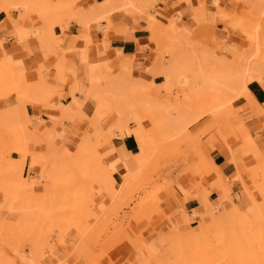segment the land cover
<instances>
[{
  "label": "rangeland",
  "instance_id": "374dc122",
  "mask_svg": "<svg viewBox=\"0 0 264 264\" xmlns=\"http://www.w3.org/2000/svg\"><path fill=\"white\" fill-rule=\"evenodd\" d=\"M143 1L135 6L137 14L130 15L146 20L156 47L154 64L159 63L162 71L169 68L174 72L175 79L161 77L159 81L164 84L154 86L133 78L129 63L122 64L126 65L123 66L126 67V74L120 65V69L107 64L94 68L100 71L99 74L103 72V75L98 74V80L95 78L96 81L87 84V87L83 83L80 88L82 91L79 89L82 82L77 84L78 89L75 88L83 97L92 91L93 95L89 92L87 101L94 108H80L73 115L69 113L72 116L64 115L57 120L74 122L79 118L86 123L84 131L75 137L77 142L82 133L73 149L66 144L68 149L55 144L60 149L46 147L45 151H34L31 148L42 143L35 141L36 138L25 127L32 124L31 118L25 120L19 116L21 120H17L20 115L17 105L0 110L3 116L0 123L1 264H49L47 259H53V264H264V172L261 177L257 175L260 163H264V156L259 151L264 153L259 141L264 129V117L250 115L249 110L260 113L259 108L251 105L248 97L237 86L240 74L250 62L249 52L262 50L260 61L264 65V0H255V7L261 9L253 8L254 4L249 2L253 0L246 1L250 6L243 0H232L239 4L228 12L220 10L218 15L226 36L209 39L196 37L194 30L179 24L180 17H177L179 19L174 28L170 26L174 16L170 21L169 18L165 19L167 23L170 22L168 26L156 20L163 16L158 4L164 0ZM178 4L174 3L173 7ZM214 5L219 7V0H215ZM49 7L58 12H51V17L70 19L67 15L71 11L70 6L69 9H62L61 6L59 9L49 4ZM124 9L129 10L122 7L115 10ZM32 10L27 9L28 12ZM192 11L193 19L199 24L210 23L213 19L206 12L205 4L196 6L192 3ZM108 13L96 17L92 22L102 20ZM230 32H236L241 37L228 38ZM194 68L203 69L195 73L200 78L204 74L207 80L212 79L215 87L197 85L192 74ZM104 71H110L109 75L112 73V76L107 78L109 75ZM145 71L150 72L148 69ZM13 74L18 72L6 68L4 60L0 59V97L14 90L18 97L17 107L19 101L26 106L38 102L35 95L49 91L45 81H42V75L34 83H29L22 75L18 76L17 81L10 86L8 76ZM262 74L264 78V67ZM114 77L122 80L123 85L119 86L129 85L130 90L126 89L125 93L120 91L117 97L110 98L104 93L110 87L107 85L112 86ZM193 79L197 84L192 82ZM191 83L194 85L191 86ZM83 87L90 89L86 91ZM127 90L131 92V97L126 94ZM55 96V93L49 94L50 98ZM240 100H246V103L238 107ZM74 101L83 103L77 99ZM131 104H134L132 107L136 119H129L127 126L147 132L153 142V149L144 170L130 174L134 178L132 187L124 195H119L124 176L120 185L115 184L113 192L103 191L98 187L91 166L97 158L100 161L111 159L112 141L117 137V132L125 129L126 125L123 126L121 121L124 116L131 114ZM15 113L19 114L15 116ZM243 122L250 136L258 141L256 143L250 138L254 147L245 141ZM44 135L42 131L37 134L40 138ZM217 144L224 146L227 154L229 148L232 150L233 154L228 155L230 161L236 164L237 173L230 180L219 177L217 167L212 166L209 149ZM47 151L54 157L52 162L38 157ZM243 157L250 158L247 169L241 161ZM29 158V171L25 173ZM111 161L107 167L112 174ZM50 163L57 170L55 176L50 174L53 176L42 178L43 171L48 169ZM53 171L54 167L51 173ZM20 173L22 182L14 179V174ZM239 173L244 175L243 180L236 177ZM101 174L106 177L105 172ZM213 174L216 178L212 179ZM182 178L187 179L191 186L189 189H184L180 181ZM204 180L209 188L222 189L225 194L224 205L233 203L241 214L232 212L226 220L213 224L211 221L217 217V213L219 217L222 215L224 207L221 206L223 204H208L209 210L203 214L195 216L193 213V216L188 217L184 213L189 223L184 225L181 221L180 230L173 223L172 216L162 208L161 193L177 186L186 194V198L199 197L202 204V198L208 197L209 193L202 186ZM238 182L242 186L241 197L233 195L231 189ZM243 197L245 209L235 204V199L240 201ZM21 198H25L22 201H28L25 202L26 207L21 208L25 204L18 201L22 202V206L19 203V210L13 208L17 199ZM8 201L12 203L10 210L9 207L3 208L6 204L8 206ZM196 217L200 221H196ZM203 230H206L205 233ZM62 250L60 256H64V259L56 257Z\"/></svg>",
  "mask_w": 264,
  "mask_h": 264
},
{
  "label": "crops",
  "instance_id": "0c3cea01",
  "mask_svg": "<svg viewBox=\"0 0 264 264\" xmlns=\"http://www.w3.org/2000/svg\"><path fill=\"white\" fill-rule=\"evenodd\" d=\"M26 1L0 0V59L4 60L6 68L8 66L11 71L18 72L29 83L37 82L41 75L43 76L42 81H45V86L49 91L43 95L36 94L35 97L39 101L28 104L26 114L28 118H31L33 127L38 132L45 133L53 130L56 145L66 144L73 149L76 143L75 137L78 133L84 131L86 123L79 118L71 122L67 119L56 121L53 117L61 114L72 116L80 110L77 105H73L75 104L74 100L84 102L85 99L80 92L75 91V88L78 87L79 82L81 83L88 77L90 71L96 70L94 68L100 64H107L111 68L120 69V66H126L122 65L123 63H129V66H132L131 74L133 78L154 86L164 84L163 81H159L162 76L153 77L150 72L145 71L154 68L156 47L152 42V33L147 28L144 18L137 20L129 13L119 10L114 11V8H112L113 11L100 21L90 23L85 21L88 25L80 17L81 12L89 11L94 7L93 5H100L105 0H68L71 3L67 1L70 4L68 5L71 7V11L67 14L70 19L66 20L65 18L50 16L51 12H55L52 11V7H49V4L54 5L52 0ZM61 1L59 0V3L66 4V0ZM110 1L115 2V0ZM214 1L164 0V2L158 4L160 14L163 16L156 18V20L160 23L163 22L164 26H168L170 22L167 23L165 19L169 18L170 21L173 16L180 17L179 24L182 26L187 25L194 30L195 36L198 38L209 39L213 36H226L222 32L223 24L218 15L221 11H230L239 3L232 0H219V7H217L214 5ZM176 2L179 4L173 7ZM192 3L196 6L206 5V12L213 16L210 23L199 24L193 19ZM28 8H33V10L28 12ZM227 37L238 39L241 35L230 32ZM248 90L252 94L251 98L248 97L251 105L259 108L258 112H263L262 115H259L260 113L249 110L250 115L252 117H264V78L262 81L249 83ZM51 92L55 93L56 96L50 98L49 94ZM16 95V93H12L6 97H0V110L6 109L8 106H18ZM245 103L246 100H240L238 107L243 106ZM66 107L68 110L73 109L66 111ZM88 107L94 108L89 101ZM63 108L65 109L61 110ZM242 134L248 145L254 147L252 144L254 142L258 143L250 136L245 122L242 124ZM116 135L117 137L112 141L109 157L112 158L110 165L112 174L114 172L113 177L116 184L120 185L126 171L129 174H134L138 170L136 155L139 151V140L143 136L138 128L128 126ZM249 140L251 144L248 143ZM259 141L264 147V129L261 132ZM31 149L45 151L46 145H36ZM225 150L224 146L217 144L209 149V154L214 164L212 166L218 169L219 177L230 180L237 173V166L230 161L229 155L233 154L232 150L228 149L229 155ZM259 151L264 156L260 149ZM251 157L253 156L251 155ZM241 161L247 169L250 158L243 157ZM25 166V173H28L30 158L26 161ZM16 168H19V166ZM263 172L264 163H260L257 175L261 177ZM243 176L239 173L236 177L243 180ZM211 178H216V176L213 174ZM205 180L202 181V186L207 188L209 193L208 197L202 198V204L199 197L186 198V194L177 186L169 187L161 193L162 208L172 216L173 223L180 230L181 221L184 225L189 223L184 213H187L188 217L193 216L195 212L203 214L209 210L208 204L219 206L225 203L223 201L225 194L222 189L218 187L209 188ZM180 181L184 189L187 190L191 187L188 185L186 178H182ZM231 189L233 195L241 197V182L233 184ZM244 199V197L240 201L235 199V204L241 209L246 208ZM196 221H200V219L196 217ZM62 252L63 250L58 255L56 254V257L64 259V256H60ZM13 262L16 263L14 259ZM46 262L49 264L55 263L53 259H47Z\"/></svg>",
  "mask_w": 264,
  "mask_h": 264
},
{
  "label": "bare ground",
  "instance_id": "6f19581e",
  "mask_svg": "<svg viewBox=\"0 0 264 264\" xmlns=\"http://www.w3.org/2000/svg\"><path fill=\"white\" fill-rule=\"evenodd\" d=\"M22 2H25V0H21ZM28 1H30V0H27L26 2H28ZM61 1V0H60ZM63 1V0H62ZM61 1V2H62ZM65 1V0H64ZM63 1V2H64ZM68 0H66V4H61V3H59V0H58V2H56V0H52V2H53V4H54V6H57V8H61L62 7V9L64 8V7H66V8H68L69 7V5L71 4L69 1V3L67 2ZM143 0H115V2L114 3H112L110 0H105L104 1V3H102V4H100V5H97L96 4V6L95 5H93L94 7H90L91 9L89 10V11H82L81 12V14H80V17L84 20V22L86 21V22H92L96 17H98V16H101V15H103V14H106V12L108 13V11L110 12V10L112 9V8H114V11H115V9H119V8H128L129 10L128 11H126V9H124V11H126V13L128 12L129 14L131 13V14H134V13H136L135 11H137V7H135V6H137V5H140V4H142L141 2H142ZM247 0H243L242 2H244V3H248V2H246ZM144 2V1H143ZM250 3H252V5L254 4V7L253 8H255V9H261V8H256L255 7V0H253L252 2L251 1H249ZM254 2V3H253ZM261 2V1H260ZM262 2H264V1H262ZM250 3H248L247 5H249L250 6ZM258 3H259V1H258ZM258 3L256 4V5H258ZM69 4V5H68ZM144 4H146V2L144 3ZM262 4V3H261ZM260 4V5H261ZM61 6V7H60ZM146 6V5H145ZM65 8V9H66ZM141 8V7H140ZM139 7H138V9H140ZM144 8V7H143ZM69 9V8H68ZM146 8H144V10H145ZM142 10V9H141ZM123 11V12H124ZM263 11V10H262ZM112 12V11H111ZM110 12V13H111ZM140 13V11L138 10V14ZM264 13V12H263ZM109 14V13H108ZM137 14V13H136ZM136 14H135V16H136ZM80 18V19H81ZM81 19V21H83ZM178 19L179 18H177V17H175L174 18V20L171 22V24H170V26L172 27V28H174V26H175V24L177 23V21H178ZM138 20V19H137ZM85 22V23H86ZM108 22V21H107ZM86 24H88V23H86ZM109 24V23H108ZM118 24V23H117ZM89 25V24H88ZM118 26H120V25H118ZM148 28V27H147ZM256 35H257V33H256ZM260 38V37H259ZM260 40H261V38H260ZM261 45V44H260ZM260 45H258V46H260ZM258 48V47H257ZM260 48V47H259ZM255 50V49H254ZM250 51H252V50H250ZM249 52V51H248ZM249 53H251V54H249V58H250V62H248L247 63V65L245 66V68H244V70H243V72L240 74V79H238V81H237V86H238V88H239V90L241 91V92H243L247 97H249V98H251L252 97V94H250V91L248 90V85H249V83H251V82H253V81H262V78H263V74H262V69H263V67H264V65H263V63L260 61V57H261V53H262V50H260V49H257V50H255V52L253 51V52H249ZM248 53L246 52V55H247ZM191 65V64H190ZM189 65V66H190ZM196 65V64H195ZM7 66V65H6ZM186 66L187 65H185L184 67L186 68ZM194 66V65H193ZM200 66V65H199ZM8 67V66H7ZM191 67H192V65H191ZM195 67V66H194ZM196 67H197V65H196ZM202 67V66H201ZM200 67V68H201ZM126 68V67H125ZM124 67L122 68L123 69V71H124V69H125ZM174 68V67H173ZM184 68V69H185ZM181 69V68H180ZM188 69V68H187ZM190 69V68H189ZM192 69H193V67H192ZM197 69V68H196ZM195 68H194V70L195 71H193L194 73H192V71H190L192 74H193V78H196L195 79V81L198 83H196V82H194V79H193V81L192 82H194L195 84H197V85H202V86H210V87H215V84H214V81H212V79L211 80H207V78H205L203 75V73H201V75L203 76H201V78L200 77H198V73L199 72H201L200 70H203V69H200V70H196ZM44 70V69H43ZM99 70V69H98ZM150 71V73H152L153 75H159V76H162V77H165L167 80H173V79H175V76H174V72L172 73L171 71H170V69L169 68H165L163 71L161 70V68H160V65H159V63L158 64H154V68L152 69V70H149ZM174 71H175V69H174ZM177 71V70H176ZM196 71H198V73H195ZM105 72V71H104ZM122 72V71H121ZM178 72V71H177ZM179 72H180V70H179ZM181 72H182V70H181ZM189 72V73H190ZM105 73H108V72H105ZM109 73H110V71H109ZM109 73L107 74V75H109ZM124 73H125V71H124ZM184 73H186V70L184 71ZM188 73V74H189ZM99 74V71H97V70H92V71H90V73H89V75H88V77H86L85 78V80H83L82 81V85H83V83L85 84L84 85V87L86 86L87 87V84H92V82L94 83V81H96V79L99 77V76H97ZM118 74V73H117ZM120 74H122L123 75V72L122 73H120ZM120 74H118L119 76H120ZM126 74V73H125ZM124 74V75H125ZM178 74V73H177ZM99 75H103V72L101 73V74H99ZM111 76H112V73L110 74ZM108 76L107 78H109V77H111V76ZM180 75V74H179ZM181 75H183V74H181ZM18 76H21L20 74H13V76L11 75V76H8L9 78V82H10V86L11 85H13V83L15 82V80L17 81V79H18ZM196 76V77H195ZM100 77H102V76H100ZM103 77H105V75L103 76ZM96 78V79H95ZM107 78H105V80L107 79ZM115 78V77H114ZM120 78V77H119ZM119 78H115L114 79V83L113 82H111L112 83V86L111 85H107V84H109V83H105L107 86H110L107 90H106V92L104 93V95L105 96H108V97H110V98H115V97H117V95L119 94V92L120 91H122V92H126V89H128V90H130V88L128 87L129 85H127V86H122L123 84L121 83L122 82V80L121 79H119ZM121 78H124V77H121ZM94 79V80H93ZM111 79H113V78H111ZM5 80H7V78L6 79H4V81ZM98 80V79H97ZM108 80V79H107ZM3 81V82H4ZM111 81V80H110ZM13 82V83H12ZM108 82H109V80H108ZM228 83H231V81L230 80H228L227 81ZM6 83L7 82H5V85H6ZM12 83V84H11ZM17 83V82H16ZM19 83V82H18ZM116 83V84H115ZM194 83H191V86L192 85H194ZM9 84V83H8ZM7 84V85H8ZM116 86H115V85ZM120 84H122L121 86H119ZM81 85V86H82ZM83 87V89H85ZM123 87L125 88V89H123ZM128 87V88H127ZM195 87V86H194ZM81 87H79V89H80ZM77 89H78V87H77ZM82 89V88H81ZM80 89V90H81ZM90 89V88H89ZM89 89H85L86 91H88ZM128 90H127V95L128 96H130L131 97V94H129V92H128ZM14 90H12V91H8L7 93H5L4 94V96H2V97H6V96H8V95H10V94H12V93H14L13 92ZM82 91V90H81ZM84 91V90H83ZM90 92V91H89ZM87 93L84 97H85V100H84V102L83 103H80L79 101H74V103L75 104H73V105H77L78 106V108H89L88 107V101H87V99L88 98H90L89 96H90V93L92 92H90V93ZM124 92V93H125ZM131 93V92H130ZM83 94H85V93H83ZM92 95H93V93H91ZM108 97H107V99H108ZM106 99V100H107ZM43 100V99H42ZM140 101V100H139ZM42 102H44V101H42ZM141 102V101H140ZM144 103V102H143ZM45 105V104H44ZM132 105L134 106V104H131L130 106V110H131V114L130 115H126V116H124L123 117V121H121V122H123V126H124V124L126 125L125 127H127V124H128V120L129 119H136L135 118V113H134V107H132ZM152 105V104H151ZM143 106V105H142ZM76 107V106H75ZM67 108V107H66ZM16 109H17V111L20 113V115H18V117L16 118L17 120L19 119V120H21L20 119V117H23V119H29L28 118V116H27V114H26V105H24L21 101H19V107H16ZM60 109V108H59ZM65 108H63V109H61V110H64ZM73 109V108H72ZM72 109H69V110H72ZM67 111H69L68 110V108L66 109ZM16 111V112H17ZM64 112H66V111H64ZM63 112V113H64ZM19 113H15L14 115L16 116L17 114H19ZM61 113V112H60ZM4 113H2V115H3ZM184 114V113H183ZM185 114H187V110H185ZM184 114V115H185ZM53 115V114H52ZM62 115V114H61ZM60 115V116H61ZM1 116V115H0ZM20 116V117H19ZM60 116H57V117H53L54 119H56V121L58 120V119H60ZM63 116V115H62ZM61 116V117H62ZM13 118H14V116H12ZM2 118V119H1ZM1 118H0V123H1V121H3V116H1ZM4 118H5V116H4ZM11 120V119H10ZM16 120V122H18ZM130 121V120H129ZM194 122H196V120L194 121ZM193 122V123H194ZM191 124V123H190ZM157 125V123L155 124V126ZM160 126V125H159ZM26 128H27V131H28V133H30V135L33 137H35L36 139H35V141H38V143L40 144V143H42V145H46V147H57V148H59L60 149V146L58 147V146H56L55 145V142H54V137H55V135L52 133L53 132V130H50V131H46L45 132V135L42 137V138H40V137H38L37 136V134L39 133L34 127H33V125L32 124H29V125H27V126H25ZM156 128H158L157 126H156ZM160 129V128H159ZM23 130V129H22ZM25 130V129H24ZM113 130V129H112ZM112 130H111V132H112ZM131 132H133V130H130ZM118 133V132H117ZM25 134V133H24ZM111 134H113V132L111 133ZM114 135V134H113ZM142 135H143V137H142V139H140L139 140V151H138V154L136 155V162H137V165H138V170H144V168L147 166V163H148V159H149V157H150V154H152L151 153V151H152V143L153 142H151V140H150V137H149V135H148V133L147 132H143L142 131ZM30 136V137H31ZM81 136H82V133L80 134V137L78 138V141L80 140V138H81ZM33 137V138H34ZM40 140V141H39ZM77 141V142H78ZM77 142H76V145H77ZM37 143V142H36ZM61 147H64L65 149H68L67 147L68 146H66V145H64V144H62V146ZM48 150V149H47ZM69 152V151H68ZM48 153V154H47ZM37 157V156H36ZM39 157V159H41V160H53L54 159V157H53V155L50 153L49 154V152L47 151L45 154L43 153V154H41L40 156H38ZM37 157V158H38ZM112 159V158H111ZM111 159H109L108 160V158H107V160L105 161V160H99L98 158H97V161L95 162H93L92 163V166H91V168H92V171L94 172V174H95V180L97 181V183H98V187H99V189L100 190H103V191H109V192H113V190H114V186H115V184H116V180L113 178V176H112V174H111V172L109 171V169H108V162H110V160ZM52 162V161H51ZM56 161H54V164H55V166L57 165L56 163H55ZM55 166L54 165H52L51 163H50V165H49V167H48V169H46V170H44L43 171V174H42V178H44V176H45V178H47L48 176H50V177H52L53 175L55 176V171H57L56 169H55ZM53 167H54V173H51L52 172V170H53ZM127 168V167H126ZM137 170V171H138ZM102 172H105L106 173V177H104L101 173ZM4 174H5V171H4ZM50 174H53V175H50ZM14 179L15 180H19V182H22V177H21V173L20 174H14ZM3 178H4V176H3ZM133 181H134V178H133V176H130V174L129 173H127V171H126V173L124 174V181H123V183H122V185H121V188H120V190L121 191H119L120 193H119V195L122 193L123 195H124V192H128V190H129V188L130 187H132L131 185L133 184ZM243 183L245 184V182L243 181ZM247 186H246V184H245V188H246ZM257 187V186H256ZM249 191V190H248ZM126 194V193H125ZM18 195V194H17ZM16 195V196H17ZM19 198L21 197V196H18ZM17 197V198H18ZM29 198V197H28ZM27 198V199H28ZM16 199V198H15ZM23 199H25V198H23ZM22 198H21V200L19 199H17V201H16V203L18 202V201H22L23 200ZM12 201V203L14 204L15 202H13V200H11ZM11 201H8V206H7V204H6V206L5 207H3V208H6V207H9V209L8 210H10L11 208H10V205L12 206V203L11 204H9V202H11ZM23 202V204H25V202H28L27 200H25V201H22ZM22 202H19L20 203V205L19 206H22L21 204H22ZM228 202H230V199H229V201ZM232 202V201H231ZM19 203H17V204H15L14 206L15 207H13V208H15V209H18L19 208V206H18V204ZM27 204V203H26ZM26 204L25 205H23L21 208H23L24 206L26 207ZM230 205H228V204H223V205H221L222 207H224V212L222 213V215L221 214H219V215H221L220 217L218 216V213H217V217H215V216H213L212 214H210L211 215V217L213 216V217H215V218H213V220L211 221V222H213V224H216V223H219V222H221V221H223V220H226L227 218H228V216L232 213V212H236L237 214H241L239 211H238V209L235 207V205L232 203H229ZM30 205H32V204H30ZM33 205H34V203H33ZM18 206V207H17ZM29 206V205H28ZM27 206V207H28ZM220 206V205H219ZM24 207V208H25ZM33 207V206H32ZM219 208V207H218ZM221 208V207H220ZM27 209V208H26ZM2 210V209H1ZM1 210H0V214H1ZM19 210V209H18ZM21 210H23V209H21ZM212 210V209H211ZM221 210V209H220ZM216 211H219V210H216ZM222 211V210H221ZM221 213V212H220ZM198 214H200V213H198V212H195V216L196 215H198ZM209 214H207V216L209 215ZM209 215V216H210ZM201 216V215H200ZM202 216H204V215H202ZM206 216V215H205ZM199 217V216H198ZM242 219H244L243 217H242ZM202 222H204V221H202ZM210 222V223H211ZM209 223V224H210ZM204 224V226H206L207 224H205V223H203ZM202 224V225H203ZM209 224H208V226H209ZM212 223H211V225H213ZM201 225V226H202ZM203 226V227H204ZM202 227V228H203ZM204 229V228H203ZM206 229V228H205ZM202 230V229H201ZM205 231L206 230H203V232L205 233ZM200 232H202V231H200ZM184 237V236H183ZM186 238V237H185ZM189 238V237H188ZM181 239V238H180ZM183 239V238H182ZM191 239V238H190ZM189 240V239H188ZM187 240V241H188ZM182 241V240H181ZM178 242H179V240H178ZM181 243V242H180ZM3 260V259H2ZM2 262H0V264H1ZM40 264V263H39Z\"/></svg>",
  "mask_w": 264,
  "mask_h": 264
}]
</instances>
